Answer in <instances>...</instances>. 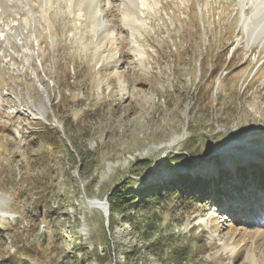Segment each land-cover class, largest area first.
<instances>
[{"label": "rangeland", "instance_id": "obj_1", "mask_svg": "<svg viewBox=\"0 0 264 264\" xmlns=\"http://www.w3.org/2000/svg\"><path fill=\"white\" fill-rule=\"evenodd\" d=\"M77 1L3 0L0 260L264 264V181L241 184L264 168V0H94V19ZM180 176L229 184L157 206L159 248L121 213L110 234L114 187Z\"/></svg>", "mask_w": 264, "mask_h": 264}, {"label": "trees", "instance_id": "obj_2", "mask_svg": "<svg viewBox=\"0 0 264 264\" xmlns=\"http://www.w3.org/2000/svg\"><path fill=\"white\" fill-rule=\"evenodd\" d=\"M224 104L220 106V108H223ZM51 130V131H57V129H54L52 127L44 126V128ZM39 132L33 133L36 138L38 139ZM56 135H60V132H56ZM56 138V137H54ZM63 142L61 141V138L59 137L54 144L55 148L63 147ZM75 142V141H74ZM75 147L77 150H79L80 154L83 157V161H87L86 155L82 153L80 150V147L75 143ZM64 149L67 150V146L64 147ZM185 154H182L181 156H169V159L167 158L165 164H170L173 166L174 162H177L181 160L182 157H184ZM72 157L74 158V165H78L74 155L72 154ZM186 166H191L189 163V159L184 161ZM134 173V172H133ZM141 176V175H140ZM138 177V176H133ZM209 180V181H208ZM205 181H202L201 179H195L191 178L190 176L184 177L180 176L178 179H175L173 181L166 182L162 186L160 185H150L149 187H144L143 189H134V182L128 178L123 183L124 185H121L120 187L116 186L111 191L110 196L108 197L109 202V217L108 220L105 219V222H108L110 226V234L113 233V226H114V216L117 215V213H121L124 215V223L131 226L133 230L136 233L140 234V237H142V243L143 245H152L156 248H159L161 246L160 243L164 241V237L161 231H159V227L162 226V224L158 221L159 219V213L155 211L156 207L165 206L169 203L168 199L171 197H175L183 203H189L190 205L194 206L195 204H201L209 201L211 199V195L216 198V200L220 199L221 191L220 189L216 188L218 184L222 185H228L229 183L225 181H220L218 184L215 183V179H208ZM230 180V179H228ZM264 181V172L262 170L253 169L251 171V174L244 176L243 181H241V184L246 186L247 184H263ZM232 182V181H231ZM212 183L214 184V189L211 193H209L208 188L212 187ZM211 184V187H209ZM182 186V187H180ZM237 190L238 185H234ZM230 188L229 186L226 187V189ZM5 224L2 227V230H0V233L5 231L4 228ZM198 241V239L196 240ZM193 247L196 248V245L193 244ZM179 246H173V251L171 254L172 256L174 254H178L179 252ZM164 250V248L162 249ZM187 249H184L183 253H187V256L183 259V264L188 263V259L191 257V252L186 251ZM85 249H78L74 251V255L72 258L76 259L78 261V255L82 253V256L86 257ZM97 254H98V248H97ZM107 254V253H106ZM105 255V254H104ZM104 255H101L100 252L97 255L100 261L104 259ZM157 256H159V253H156ZM67 262H70L71 259L67 257L64 259ZM84 260V259H83ZM82 261V264L85 263V261ZM61 261L60 264H63V262L66 264L67 262ZM100 263V262H99ZM175 263L174 261H171L169 264ZM0 264H27L25 261L23 262L20 259H17L16 257H6V254L2 256L0 260Z\"/></svg>", "mask_w": 264, "mask_h": 264}, {"label": "bare ground", "instance_id": "obj_3", "mask_svg": "<svg viewBox=\"0 0 264 264\" xmlns=\"http://www.w3.org/2000/svg\"><path fill=\"white\" fill-rule=\"evenodd\" d=\"M141 1L142 0H126V2H125L126 3V10H127V12H129V15L130 16L131 15L133 16V13L136 14L137 12H139V10L141 8L140 6L142 5L141 4ZM78 2H81L83 4V6H84L83 9L87 12V15H88V17L90 19L96 18V15H95L96 12H94V6H95V1L94 0H79V1H77V3ZM0 4L3 5V0H0ZM82 4H80V5H82ZM100 203H96V206L98 208H101L102 209V207L104 206V204L102 205Z\"/></svg>", "mask_w": 264, "mask_h": 264}, {"label": "water", "instance_id": "obj_4", "mask_svg": "<svg viewBox=\"0 0 264 264\" xmlns=\"http://www.w3.org/2000/svg\"><path fill=\"white\" fill-rule=\"evenodd\" d=\"M104 204H105V206L108 208V204H107V202H104Z\"/></svg>", "mask_w": 264, "mask_h": 264}]
</instances>
